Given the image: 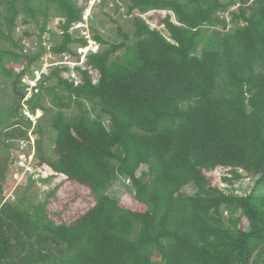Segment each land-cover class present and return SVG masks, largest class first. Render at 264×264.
Wrapping results in <instances>:
<instances>
[{"label": "trees", "instance_id": "obj_1", "mask_svg": "<svg viewBox=\"0 0 264 264\" xmlns=\"http://www.w3.org/2000/svg\"><path fill=\"white\" fill-rule=\"evenodd\" d=\"M125 2L130 35L119 27L121 38L108 40L91 27L98 48L75 67L79 80L55 66L25 100L53 133L54 157L42 155L44 162L88 187L93 203L57 223L44 210L32 216L3 201L0 182V264H264V195L255 193L264 184V0ZM0 8V42L20 14L44 16L42 33L53 9L61 37L51 51L80 61L71 45L87 39L70 31L83 21L76 0H0ZM210 27L213 39L205 36ZM23 55L28 63L15 74L7 62L21 54L0 44V76L14 87L40 57ZM41 117L33 129L38 155ZM12 124V136L28 138L31 119ZM218 168L226 184L254 177L253 190L214 185L208 173ZM118 177L144 208L108 193Z\"/></svg>", "mask_w": 264, "mask_h": 264}, {"label": "rangeland", "instance_id": "obj_2", "mask_svg": "<svg viewBox=\"0 0 264 264\" xmlns=\"http://www.w3.org/2000/svg\"><path fill=\"white\" fill-rule=\"evenodd\" d=\"M84 7V27L74 26L71 28V34L75 38H85L84 34H89L91 39V27L105 39H120L118 28L129 35L132 32V18L126 14L125 0H76ZM42 8L44 5L41 6ZM237 6H232L230 10H236ZM1 9V8H0ZM53 9L49 11L46 21V29L41 33L39 27L44 23V16H36L34 20L20 14L15 25L9 35V39H1V46L10 48L16 53L21 54L19 60L12 59L7 62L18 74L28 63V56L40 54L38 60L31 65V71L21 76L14 87L13 79L0 76V182L3 184V201H9L12 204L21 205L24 209L32 214V216H42V210L49 218L55 222H70L76 218L81 212L87 209L93 203V192L86 186L68 179L65 175L55 173L46 165L42 155L52 154L53 133L48 124V117L42 116L41 110L36 111L37 117H41L40 124L43 128L41 136V155H38L35 147L36 136L33 133L35 124L32 121L31 127L28 129V138L18 139L12 136L10 132L15 129V125L11 123L21 117H28L25 111H29L25 100L29 98L24 80L33 77L35 72L45 70L50 72L55 66H67L69 77L75 81L79 80L75 67L82 64L84 60L78 44H72L71 48L80 54V61L75 62L67 54H54L51 46L60 40L61 34L58 28V20ZM153 14L152 11L144 14V17ZM229 20L230 15L223 13ZM23 18H27V22H23ZM86 24V27H85ZM155 26L154 21H150ZM230 27L232 24L229 25ZM220 28V27H219ZM214 28L207 29L205 36L214 37ZM86 32V33H85ZM94 40V39H93ZM204 44L201 42L199 47ZM96 77V72H92ZM24 92V93H23ZM22 93L24 95H22ZM24 104V105H23ZM46 105H49L48 101ZM17 109L14 110V107ZM37 121V119H36ZM107 124L108 120L104 119ZM139 172V171H138ZM225 170L218 168L208 173L214 185L220 186L226 192L235 194H246L253 190L255 186V178L243 173L242 178L234 181L232 184H226L221 181V176ZM192 187H186L185 191L193 192ZM108 193L118 199L121 204L132 209H142L144 203L135 199V192L129 180L118 177L111 184ZM255 193L264 195V184L258 185ZM43 207V209H40ZM224 215L227 216L225 210ZM244 224L247 225L246 220ZM154 259H159L160 246L154 247ZM42 264V263H39Z\"/></svg>", "mask_w": 264, "mask_h": 264}, {"label": "built area", "instance_id": "obj_3", "mask_svg": "<svg viewBox=\"0 0 264 264\" xmlns=\"http://www.w3.org/2000/svg\"><path fill=\"white\" fill-rule=\"evenodd\" d=\"M85 20H86V18L84 16L83 21L77 22L75 24V26H80L81 25L82 27H84L83 23H84ZM85 27H86V24H85ZM84 35H85L84 37L87 39V44L84 47L80 48L81 52L83 53V57H85V54L88 53L89 51L95 52L97 50V48H98V43L95 40L91 39L89 34L88 35L84 34ZM47 73L48 72L45 71V70H41L40 72L36 71L35 74L33 75V77L29 78L28 80H24L25 84H26L27 92L30 93L29 94V98L31 97L32 92L36 91V86H37L38 81L40 80L42 74H47ZM25 114L32 121H34V120L36 121V118H37L36 114H32L29 111H25Z\"/></svg>", "mask_w": 264, "mask_h": 264}]
</instances>
